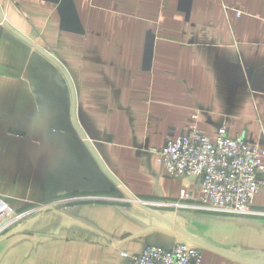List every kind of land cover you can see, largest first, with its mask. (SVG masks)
Listing matches in <instances>:
<instances>
[{
    "label": "crops",
    "instance_id": "1",
    "mask_svg": "<svg viewBox=\"0 0 264 264\" xmlns=\"http://www.w3.org/2000/svg\"><path fill=\"white\" fill-rule=\"evenodd\" d=\"M0 11V197L34 209L0 237V264H130L122 254L148 246L200 247L185 237L206 246L202 264H264V218L145 209L89 147L138 201L160 203L200 195V178L172 177L151 152L194 116L213 142L225 127L264 148V0H0ZM36 47L69 75L75 115Z\"/></svg>",
    "mask_w": 264,
    "mask_h": 264
},
{
    "label": "built area",
    "instance_id": "2",
    "mask_svg": "<svg viewBox=\"0 0 264 264\" xmlns=\"http://www.w3.org/2000/svg\"><path fill=\"white\" fill-rule=\"evenodd\" d=\"M197 116L181 137L168 141L162 149L151 152L174 178L198 177L201 192L198 197L182 189L173 203L143 202L146 207L172 208L176 211L215 215L264 218V211L253 209L256 195L264 189V148L252 145L242 137H229L225 127L219 129L213 142L202 134L196 124ZM264 140V132L262 133ZM52 203L38 206L51 209ZM34 209L26 213L14 211L0 197V237L17 225ZM130 264H202L200 247L179 239L174 248L165 250L148 246L140 255L122 254Z\"/></svg>",
    "mask_w": 264,
    "mask_h": 264
},
{
    "label": "water",
    "instance_id": "3",
    "mask_svg": "<svg viewBox=\"0 0 264 264\" xmlns=\"http://www.w3.org/2000/svg\"><path fill=\"white\" fill-rule=\"evenodd\" d=\"M0 15L2 17L1 11H0ZM4 23H5L6 27H8L11 31H13L15 34H17L21 39H23L28 44L33 45L32 41H30L29 39H27L24 35H22L18 31L14 30L6 21ZM36 49H37L38 52H40L42 55H44L47 59H49L51 62H53L62 71V73L64 74V76H65V78H66V80H67V82L69 84V87L71 89V92H72V97H73V115H75V94H74L73 85H72V82H71V79H70L69 75L67 74V72L65 71V69L50 54H48L46 51L42 50L40 47H36ZM76 127H77L79 133L82 136H85L84 133L81 131V129L79 128V126L77 124H76ZM89 147L92 150L93 154L95 155L96 159L101 164V166L104 169L105 173L111 178V180L115 183V185L125 194V196L130 201L136 203L137 205H139L141 207H145L140 201L137 200V198H135L128 190H126L120 184V182L108 171V169L103 165V163L101 162L100 158L98 157V154L95 151L94 147L90 143H89ZM146 208L149 209L148 207H145V209ZM180 232L183 234L182 231H180ZM185 238H189V241L192 242L195 245H198L200 247H206L204 244L200 243L199 241H197L193 237H185Z\"/></svg>",
    "mask_w": 264,
    "mask_h": 264
},
{
    "label": "rangeland",
    "instance_id": "4",
    "mask_svg": "<svg viewBox=\"0 0 264 264\" xmlns=\"http://www.w3.org/2000/svg\"><path fill=\"white\" fill-rule=\"evenodd\" d=\"M174 210V212H177V214L175 215V216H179V214L180 213H183V214H190V212H186V211H176L175 209H173ZM196 213V212H195ZM211 215H214V216H223V215H215V214H211ZM226 216H228V215H226Z\"/></svg>",
    "mask_w": 264,
    "mask_h": 264
}]
</instances>
